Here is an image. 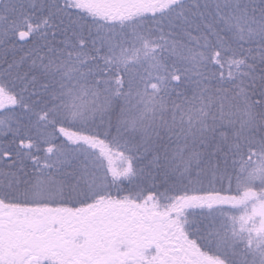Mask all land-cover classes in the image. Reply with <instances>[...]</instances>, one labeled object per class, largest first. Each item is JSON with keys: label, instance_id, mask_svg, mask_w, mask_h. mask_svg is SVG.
<instances>
[{"label": "snow or ice", "instance_id": "snow-or-ice-1", "mask_svg": "<svg viewBox=\"0 0 264 264\" xmlns=\"http://www.w3.org/2000/svg\"><path fill=\"white\" fill-rule=\"evenodd\" d=\"M0 264H264V0H0Z\"/></svg>", "mask_w": 264, "mask_h": 264}]
</instances>
